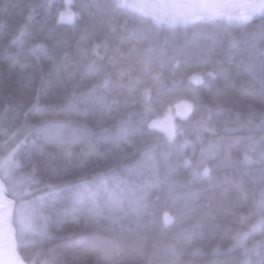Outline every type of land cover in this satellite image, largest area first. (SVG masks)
I'll list each match as a JSON object with an SVG mask.
<instances>
[{
	"label": "trees",
	"instance_id": "trees-1",
	"mask_svg": "<svg viewBox=\"0 0 264 264\" xmlns=\"http://www.w3.org/2000/svg\"><path fill=\"white\" fill-rule=\"evenodd\" d=\"M49 2L50 9L47 7ZM111 3L112 0H72L70 10L78 15L69 24L58 23L59 11L68 7L65 0H0V24L4 25L0 28V129L14 128L22 123L21 118L13 125L11 119L17 111L23 113L29 109L40 90V107L47 109V120L51 123L41 126V138L37 139L34 146L29 144L18 157L21 167L17 172V180L21 188L29 193L35 192L37 186L29 185L27 181V174L33 164L39 170V188H43L49 180L55 183L71 181L72 191H84L86 196L87 192L77 187L81 175L90 181L89 187H94L96 172L104 170L106 166L112 165L122 172L125 167L139 163L143 175L136 179L138 183H143L153 177L151 165L154 163L159 183L147 190V198L156 203V218H146L139 228L126 220L123 222L126 228L113 233L106 227L80 229L70 223L71 215L61 218L69 223H65L64 230L58 232L57 218L52 217L48 229L56 238L43 241L37 238L36 245L29 246V251L46 252L49 248L65 243L59 237L74 231L76 235L72 237L73 242L83 237L120 244L122 252L115 258V264H147L154 245L159 248L157 260H163L168 257L164 251L166 245L200 224L202 227L196 229V239L180 246L181 264H239L244 259L245 247L264 255V232L258 230L249 236L244 246L233 247V232L228 230H246L249 221L241 217L256 218L254 204L261 191H264V91L261 83L264 71L261 70L259 57L256 77L253 78L238 67L241 59L248 60V51L243 45L239 50L229 49L230 37L223 30L202 25L180 30L176 35L168 31L156 32L124 13H106L103 6ZM96 4L102 7L97 9ZM33 8L34 18L29 22L27 17ZM23 25L28 26L32 35L18 57L19 63L13 64L10 57L16 55L19 49L10 45V39ZM205 33H210L214 41ZM105 37H108L107 48L104 47ZM37 43L45 46L43 51L37 53L39 59L30 51ZM97 44L100 47L94 51ZM116 48L121 53H127L130 48L141 51L154 49L161 55L154 61L152 69L146 71L139 54L123 58L114 55ZM211 48L216 50L210 52ZM229 57H232L231 62ZM52 58L61 65L59 73L53 68ZM175 61H179V67H176ZM20 64L26 66L21 68ZM90 65H94L97 70V79L110 74L116 80L123 68L126 72L125 83L129 78L143 81L134 93H129L127 89L97 90V95L108 96L109 102L112 98L119 102L112 114L115 119H106L103 124L95 123L97 118L92 114L91 103L85 105L80 102L84 98L81 94L92 85V79L88 77ZM221 69L228 71L229 79L217 76L213 80L204 76V84L190 82L191 75L219 72ZM68 73L73 74L71 82L67 78ZM174 81L178 82L176 86ZM72 83H78L80 87L76 97L69 102L67 97ZM143 88L149 89L151 112L148 116L151 119L164 118L178 104L192 105V111L186 118L174 119V124L183 128V135L177 137V143L186 139L189 144L183 149L170 146L164 133L149 130L143 137H133V144L121 143L120 148H114L106 160L90 157L88 165L78 167L79 154L88 151L89 140L97 143L100 151H105L112 147L111 143L104 142L105 138L115 139V126L120 120L131 117L130 129L142 125L144 117L141 114L144 113L146 102L141 94ZM77 105L81 110L87 107L89 114L83 116L68 111L65 115L60 111L61 108L67 110ZM201 120L206 121V126L197 123ZM29 121L39 122L35 110L30 113ZM59 121L67 122L57 126ZM84 132L88 133L87 138H84ZM74 133L76 142L71 145L72 167L67 171L53 172V168L59 170L65 164L63 150L57 147L55 139L58 135L70 137ZM45 134L47 138H44ZM3 140V135H0V155L5 153L7 147L3 145ZM150 146H155L151 159L145 155ZM41 147L45 153L52 152L54 159L46 154L40 156ZM161 153H169L167 161ZM125 154L130 155L124 158ZM245 155L253 162L246 164ZM202 156L212 169V178L196 179L189 187L186 182L192 179V168L184 166L183 159L191 158L193 165H196ZM169 164L175 166V171H170ZM241 183L244 195L236 187ZM169 184H174L173 195L168 194ZM192 192L198 198H193L190 195ZM175 194H179L182 199L176 200ZM101 197L98 203L107 215L102 192ZM61 203L71 213L73 205L66 195ZM205 204H211V209L201 207ZM186 205L192 210L185 218L167 228L161 227L165 211L175 216ZM101 223L104 224L103 221ZM138 237L144 246L142 251L131 247ZM82 253L83 246L80 248ZM107 254L102 246L99 252L89 255L88 264H105ZM42 259V256H37L38 264H41ZM250 259L256 262L260 257L253 253Z\"/></svg>",
	"mask_w": 264,
	"mask_h": 264
},
{
	"label": "snow or ice",
	"instance_id": "snow-or-ice-1",
	"mask_svg": "<svg viewBox=\"0 0 264 264\" xmlns=\"http://www.w3.org/2000/svg\"><path fill=\"white\" fill-rule=\"evenodd\" d=\"M65 4L68 7L63 11H59L58 23L71 24L78 14L70 10L72 0H65ZM47 7L50 9V2ZM95 7L100 9L102 6L96 4ZM103 7L106 13H124L140 21L148 29L155 30L156 32L168 31L176 35L180 30L202 25L223 30L230 37L229 49L239 50L241 45H243L244 49L249 53L248 60L241 59L238 67L247 72L249 76L255 78L257 57H259L261 70L264 71V0H112L111 4ZM34 12L35 8H33V11L27 17L29 22L33 20ZM3 27L4 25L0 24V28ZM234 33H238V35ZM205 34L214 41V37L210 33ZM31 35L27 25L21 26L13 33L10 45L17 46L19 49L16 55L10 57L13 64L19 63L18 57ZM107 40L108 37H105V48H107ZM99 47V44L95 45L94 51L98 50ZM44 49L45 46L43 44L37 43L30 51L33 56L39 59L37 53ZM215 50V48H211L209 51L214 52ZM136 54L142 57L146 71L152 69L154 61L161 55L154 49L141 51L138 48H130L127 53H121L119 48L114 50V55H119L123 58H131ZM231 59L232 57H229V62H231ZM52 63L53 68L59 73L61 65L57 63L55 58H52ZM175 65L179 67V61H175ZM25 66L24 64H20L21 68ZM65 71H67L66 68ZM125 75L126 72L122 68L116 80H113L110 74H105L102 79H97V70H95L94 65H90L88 77L92 79V85L86 92L81 94L84 98L80 102L85 105L90 103L93 105L92 114L97 118L95 123L103 124L106 119H115L112 114L114 106H117L119 103L116 98H112L111 102H109L108 96L97 95V90L116 91L127 89L129 93H134L137 90V86L143 83L140 78H136L135 80L129 78L127 83H125ZM204 76L213 80L217 76H221L225 80L230 78L228 71L221 69L219 72L210 71L191 75L189 79L191 83L200 85L206 82ZM67 78L71 82L73 74L68 73ZM41 80L43 81V76H41ZM173 83L174 86L178 84L176 81ZM261 83L262 91H264V79L261 80ZM79 87L78 83L71 84V90L67 97L69 102L76 97ZM141 94L146 101L144 113L141 114L144 117L142 125L135 129H130L131 117L120 120L115 126V139L110 140L105 138L104 142L106 144H112V147L106 148L105 151H100L97 143L89 140L88 151L79 154L80 162L78 167L83 168L88 165L90 157L106 160L114 148H120L121 143L133 144V137H143L148 134L149 130L159 129L161 132H164L170 146L183 149L189 144V141L186 139L179 144L177 143V137L183 135V128H178L170 121L166 125H162L159 120L151 119L148 116V113L151 112L149 89L143 88ZM34 110L38 113V123H31L29 121V115ZM177 110L178 114L186 118L188 113L192 111V105L187 103L177 105ZM60 111L64 112L65 115L68 114V111H73L76 115L87 116L89 114L87 107L81 110L78 105L70 107L67 110L61 108ZM208 111L210 112L211 110L209 109ZM59 114L58 112L57 115ZM47 115V109L40 107V90H38L32 106L23 113L17 111L16 115L11 119V124L13 125H16L17 121L21 118L23 122L14 128L4 127L0 129V135L4 137L3 145L7 146L5 153L0 155V264H38L37 256L43 257L41 264H88L89 255L99 252L102 246L108 253L105 257V264H115V258L122 252L120 244L113 243L110 240L99 241L96 238L88 240L83 237L73 242L72 237L76 235L74 231L66 236L59 237V239L66 242L49 248L46 252L33 253L29 251V246H35L37 238L41 241L56 238L51 235L48 229V223L52 217L57 218L58 232L64 230L65 223H69L66 219H61L68 215H71L70 223L80 229L106 227L107 230L113 233L117 229H120L122 232L126 228V225L123 223L126 220L139 228L146 218L155 219L156 203L155 201L148 200L147 190L158 186L159 180L156 165L154 163L151 165V171L155 178L149 177L143 183H138L136 179L143 175L142 166L139 163L135 166L125 167L122 172H118L112 165L106 166L104 170L96 172L93 178L95 180L94 187H89L90 181L85 175H81L77 187L87 192L85 196L84 191H72L73 184L71 181L55 183L49 180L43 188H39L38 185L41 183L37 179L39 170L33 164L31 171L27 174V181L29 185H36L37 187L35 192L29 193L27 190L21 188L17 180V172L21 167L18 157L29 144L34 146L37 139L41 138V126L51 123L47 120ZM66 122L59 121L57 126L63 125ZM197 123L206 126V121L204 120L197 121ZM83 136L87 138L88 133L84 132ZM74 137L75 133L70 137L58 135L55 139L54 142L57 147L63 150L65 164L62 169L53 168V172L67 171L72 167L73 152L71 151V145L76 142ZM44 138H47V134H45ZM154 151L155 146H150L145 155L151 159V153ZM45 154L54 159L52 152L45 153L44 148L41 147L39 155L44 156ZM128 155L130 154H125L124 158H127ZM161 155L166 161L168 160L169 153H161ZM244 162L250 164L253 161L245 155ZM183 165L192 168V179L186 182L189 187H191L193 181L196 179L204 178L211 180L212 178V169L203 156L196 165H193L191 158H184ZM97 167L99 166L97 165ZM169 169L170 171H175V166L169 164ZM236 187L240 190L241 195L245 194L242 183L237 184ZM101 192L108 209L107 215L104 214L98 203L102 198ZM174 193V184H169L168 194L173 195ZM65 195L72 202L73 209L71 213L61 203L65 199ZM190 195L193 198H198L195 192L190 193ZM174 198L176 200L182 199L179 194H175ZM158 199L159 197H157ZM201 207L211 209L212 205L205 204ZM191 210L186 205L184 210L175 216L169 215L165 211L161 227L167 228L174 222H179ZM208 214L210 215L211 213ZM254 214L256 217L254 220L248 216L241 217L242 220L249 221L246 230L228 229L233 232V240L235 242L233 247L236 245L244 246L249 236L258 230L264 232V191H261L259 198L255 201ZM37 220L39 224H37ZM102 221L104 224L101 223ZM200 227L202 225L197 224L196 228L183 232L175 238L174 242L166 245L164 251L168 254V257L163 260H157L159 248L154 245L152 252L148 255L147 264H181V244L192 242L196 239V229ZM81 246H83L82 254H80ZM131 247L142 251L144 246L142 240L138 237L131 243ZM213 251H218V249H214ZM253 253L260 257L256 262L250 259ZM239 264H264V255L256 252L255 249L245 247L244 259L240 260Z\"/></svg>",
	"mask_w": 264,
	"mask_h": 264
},
{
	"label": "rangeland",
	"instance_id": "rangeland-1",
	"mask_svg": "<svg viewBox=\"0 0 264 264\" xmlns=\"http://www.w3.org/2000/svg\"><path fill=\"white\" fill-rule=\"evenodd\" d=\"M182 104H184V103H181V104H178V105H182ZM181 111H183V109H181ZM177 117L178 118H185L184 116L178 114V110H177V106H176L171 114L165 116L162 119H159V121L161 122L162 125H166L169 121L174 124V119L177 118ZM156 130L160 131L159 129H156ZM162 133H164V132H162Z\"/></svg>",
	"mask_w": 264,
	"mask_h": 264
}]
</instances>
